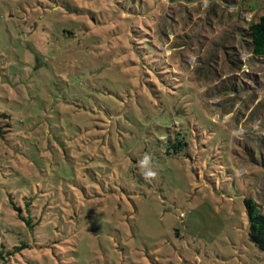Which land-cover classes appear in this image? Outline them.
I'll return each instance as SVG.
<instances>
[{
    "label": "rangeland",
    "instance_id": "obj_1",
    "mask_svg": "<svg viewBox=\"0 0 264 264\" xmlns=\"http://www.w3.org/2000/svg\"><path fill=\"white\" fill-rule=\"evenodd\" d=\"M262 15L0 0V264H264L246 211L264 215Z\"/></svg>",
    "mask_w": 264,
    "mask_h": 264
},
{
    "label": "trees",
    "instance_id": "obj_2",
    "mask_svg": "<svg viewBox=\"0 0 264 264\" xmlns=\"http://www.w3.org/2000/svg\"><path fill=\"white\" fill-rule=\"evenodd\" d=\"M247 30L254 54L264 55V15L260 16L257 21L250 22ZM246 211L249 222V238L259 248L264 249V215L261 214L252 199H246ZM29 223L27 221V224ZM2 256L1 250L0 257Z\"/></svg>",
    "mask_w": 264,
    "mask_h": 264
},
{
    "label": "clouds",
    "instance_id": "obj_3",
    "mask_svg": "<svg viewBox=\"0 0 264 264\" xmlns=\"http://www.w3.org/2000/svg\"><path fill=\"white\" fill-rule=\"evenodd\" d=\"M141 175L147 182H152L158 177V173L152 167V158L150 154H145L143 159L139 161Z\"/></svg>",
    "mask_w": 264,
    "mask_h": 264
}]
</instances>
